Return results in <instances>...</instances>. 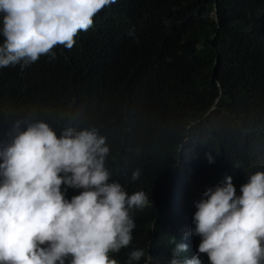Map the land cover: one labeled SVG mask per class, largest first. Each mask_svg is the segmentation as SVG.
<instances>
[{"label":"trees","instance_id":"16d2710c","mask_svg":"<svg viewBox=\"0 0 264 264\" xmlns=\"http://www.w3.org/2000/svg\"><path fill=\"white\" fill-rule=\"evenodd\" d=\"M93 21L54 59L0 68V143L17 120H43L57 134L96 127L114 180L149 195L130 211L132 244L110 256L126 264L144 248L148 264H168L171 238L185 244L181 220L172 222L179 188L192 218L225 176L239 195L264 171V0H117Z\"/></svg>","mask_w":264,"mask_h":264},{"label":"clouds","instance_id":"9594fccd","mask_svg":"<svg viewBox=\"0 0 264 264\" xmlns=\"http://www.w3.org/2000/svg\"><path fill=\"white\" fill-rule=\"evenodd\" d=\"M116 2L0 0V68L54 59L58 45L71 50L75 37ZM109 154L96 127L66 126L57 134L43 120L13 124L0 143V264H118L110 253L132 244L130 211L148 206L149 195L114 180ZM140 174L134 170L131 179ZM186 188L171 204L185 244L171 238L168 264H203L202 254L209 264H264V171L250 174L239 195L225 176L194 202L192 218ZM142 258L151 260L144 248H134L126 264Z\"/></svg>","mask_w":264,"mask_h":264}]
</instances>
